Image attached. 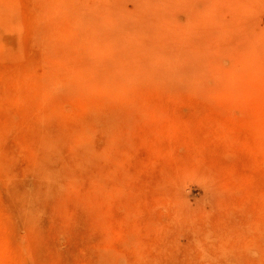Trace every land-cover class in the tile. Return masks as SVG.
<instances>
[{"label":"rangeland","instance_id":"374dc122","mask_svg":"<svg viewBox=\"0 0 264 264\" xmlns=\"http://www.w3.org/2000/svg\"><path fill=\"white\" fill-rule=\"evenodd\" d=\"M0 264H264V0H0Z\"/></svg>","mask_w":264,"mask_h":264}]
</instances>
